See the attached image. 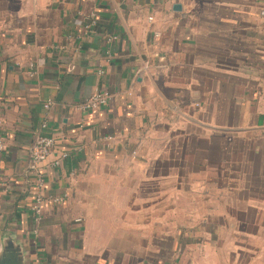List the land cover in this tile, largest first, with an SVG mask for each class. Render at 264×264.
Segmentation results:
<instances>
[{
	"label": "crops",
	"instance_id": "obj_1",
	"mask_svg": "<svg viewBox=\"0 0 264 264\" xmlns=\"http://www.w3.org/2000/svg\"><path fill=\"white\" fill-rule=\"evenodd\" d=\"M0 138V255L264 264V0H0Z\"/></svg>",
	"mask_w": 264,
	"mask_h": 264
},
{
	"label": "built area",
	"instance_id": "obj_2",
	"mask_svg": "<svg viewBox=\"0 0 264 264\" xmlns=\"http://www.w3.org/2000/svg\"><path fill=\"white\" fill-rule=\"evenodd\" d=\"M109 97L106 93H94L83 100L81 109L83 111H94L108 104ZM52 102L47 101L43 104V110L47 111L52 106ZM40 129L42 134H38L30 147L29 150V169L35 174V180L32 183L31 188V198L32 202L29 206L31 217L35 225H39L43 217V206L45 203H50L54 206L62 205L66 200V195L53 196L46 198L43 195L44 188V175L43 166L47 161L48 157L54 153L56 142L53 137L46 136L44 134L48 129L46 119H43L40 124ZM6 146L2 138H0V187L7 188L2 179V156L5 152ZM57 157L52 161L51 166L57 168L61 166V161H63L67 156V151H61L57 153ZM76 222L80 223L81 219H76Z\"/></svg>",
	"mask_w": 264,
	"mask_h": 264
},
{
	"label": "water",
	"instance_id": "obj_3",
	"mask_svg": "<svg viewBox=\"0 0 264 264\" xmlns=\"http://www.w3.org/2000/svg\"><path fill=\"white\" fill-rule=\"evenodd\" d=\"M175 10H179L178 6H174ZM0 264H22L17 250L8 247L7 250L0 255Z\"/></svg>",
	"mask_w": 264,
	"mask_h": 264
}]
</instances>
